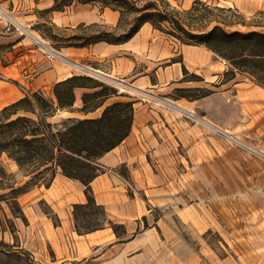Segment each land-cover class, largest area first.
Returning <instances> with one entry per match:
<instances>
[{
    "label": "crops",
    "instance_id": "obj_1",
    "mask_svg": "<svg viewBox=\"0 0 264 264\" xmlns=\"http://www.w3.org/2000/svg\"><path fill=\"white\" fill-rule=\"evenodd\" d=\"M169 1L189 8L195 0ZM201 1L246 17L264 14V0ZM0 4L47 43L41 23L66 30L93 22L115 26L119 19L118 11L96 3L74 1L63 10L53 9L54 0ZM57 49L62 58H50L32 36L7 34L0 24V109L28 92L52 97L57 81L81 74L73 62L123 88L124 99L134 100L131 129L98 159L103 171L91 189L110 219L124 223L129 235L137 233L123 242L109 226L78 234L72 206L86 201L85 185L57 167L48 187L40 182L18 198L27 219L14 218L21 245L37 258L58 262L94 252L97 264H200L191 238L211 253L212 264H264V159L216 130L225 128L264 152V83L243 71L223 80L230 67L225 59L150 22L123 43ZM183 67L202 80H182ZM176 88L212 92L190 100L175 95ZM83 91L76 90L75 108L82 105ZM41 200L58 216V225L43 212ZM211 233L230 249L228 255L220 258Z\"/></svg>",
    "mask_w": 264,
    "mask_h": 264
},
{
    "label": "trees",
    "instance_id": "obj_2",
    "mask_svg": "<svg viewBox=\"0 0 264 264\" xmlns=\"http://www.w3.org/2000/svg\"><path fill=\"white\" fill-rule=\"evenodd\" d=\"M74 1L96 3L101 8L116 10L119 19L113 27L100 22L81 23L72 29V34L62 36L64 43L59 46H88L100 41L123 43L145 22H150L154 28L178 38L182 43L205 45L225 59L230 67L223 80L233 78L236 71H243L264 83V31L226 29L224 26L230 24L229 14H238L231 7L212 6L201 0H195L185 10H180L169 0L144 3L141 0H54L53 9L63 10ZM240 16L244 17L243 14ZM79 30L83 33H78ZM58 35L55 33L53 37ZM183 74L182 80H202L186 67H183ZM78 88L84 89L82 105L75 108ZM174 92L178 97L194 100L212 91L208 88H176ZM52 94V97H47L42 91L28 92L0 109V159L5 154L15 161L19 172L28 177V185L12 187L13 202L8 198L5 201L13 214L24 220L16 197L40 182L48 187L59 167L63 175L85 185L86 201L72 206L78 234L109 226L119 241L133 238L136 233L129 235L126 225L110 219L105 207L96 201L91 181L103 171L98 159L129 134L134 100L124 99L126 94L117 87L88 74H73L57 81ZM11 175L0 160V183ZM3 196L0 195V199ZM44 212L55 225L60 223L49 206ZM143 221L146 227V217ZM0 246L11 249L3 252L0 248V254L19 253V258L23 254L30 255L18 244L11 245L1 240Z\"/></svg>",
    "mask_w": 264,
    "mask_h": 264
},
{
    "label": "rangeland",
    "instance_id": "obj_3",
    "mask_svg": "<svg viewBox=\"0 0 264 264\" xmlns=\"http://www.w3.org/2000/svg\"><path fill=\"white\" fill-rule=\"evenodd\" d=\"M141 1L144 3V2H147L150 0H141ZM177 7L180 10H185V9L190 8V7L189 8H183V7H179V6H177ZM215 13H217L218 15H221V13H219V12H215ZM239 14L241 15V13H239V12L236 15L229 14L230 16L228 18V21L230 22V24H228L224 27L228 30H240V31H244V32L250 31L253 29L264 31V14L263 13L256 15L254 17H246V16L242 17ZM103 24H105V23H103ZM40 25H42L41 27H42L43 31L47 33L46 35L48 37L47 38L48 43L51 44L55 48H58L59 44L61 45L64 43L63 41H61L62 36L70 35L73 32V30H72L73 28L65 30V29L53 26V25L46 23V22L41 23ZM105 25L111 26V27L114 26V25H108V24H105ZM77 32L81 34V33H83V30H79ZM55 33H57L59 35L56 37H53V34H55ZM74 68L77 69L76 67H74ZM89 70H91L92 72L89 71V72H87V74L92 75L94 77H97V78H99V79H101L107 83L109 82L107 79L103 78V76H101L98 71L94 70L93 68H91ZM77 71H79L81 74H85V73H82L81 70H79V69H77ZM108 84L112 85V83H108ZM115 87H117V86L115 85ZM46 96L49 97L48 95H46ZM76 115L80 116V114H78V113H76ZM0 160H1V163L7 169V171L9 173H12L11 176H8L6 179H4L0 183V195H4L3 198L0 199V241L3 240L4 242L9 243L11 245L12 244H18L22 248H24L21 245L19 233L17 232V227H16V224L14 221V218L19 217V216H15L12 213L9 205L5 201V198H8V200L13 202V198H12L13 193H11L12 187L17 188V187H20L22 185H26L27 184L26 181L28 180V178L25 179L23 177V175L18 171L14 172V170L12 168L11 160H9L5 154H3L1 156ZM41 181H42V179H41ZM30 183L32 184V182H30ZM27 191H29V190H27ZM19 196L16 197L18 202H19V200H18ZM46 204L47 203L45 201H42V200L39 201V205H40L41 209L43 210V212L46 209L48 210L49 205L47 204L48 205L47 206ZM20 207H21V205H20ZM21 209H22V207H21ZM19 219L22 220L21 217H19ZM23 221L25 223H27L26 218ZM183 232L186 233V230ZM209 239H211L215 243L214 248L217 251V253H219L220 258H223L226 255H228V253H230V249L227 248V246L222 245L221 242H219V239H218V236L216 235V233H211L209 235ZM189 240L193 242L196 253L199 256H201V258H202L201 263L202 264H212L210 259H209L211 253L209 251L205 252V249L198 244L199 239H191L190 238ZM0 248L3 250V252L4 251L5 252L11 251L10 248H6L4 246H2V247L0 246ZM27 251L29 252L30 255L26 256L23 254V255H21L20 258L18 257L19 253H9L8 255H5L2 253V254H0V264H97L98 263V259L97 258L95 259L94 252H91L90 254H87L83 257L80 256L76 259H73V260H70L67 262H58V261H54L52 259L51 260H43V259L37 258L36 255L33 254L31 251H29V250H27ZM199 251H201V253ZM155 264H164V263H155ZM221 264H225V263L221 262Z\"/></svg>",
    "mask_w": 264,
    "mask_h": 264
},
{
    "label": "built area",
    "instance_id": "obj_4",
    "mask_svg": "<svg viewBox=\"0 0 264 264\" xmlns=\"http://www.w3.org/2000/svg\"><path fill=\"white\" fill-rule=\"evenodd\" d=\"M0 24L2 26L3 31L7 34L19 33L20 35L23 36H27V35L32 36L34 40L40 45L41 49L50 58L53 59L62 58V54L59 52L57 48L53 47L51 44L47 43L44 39H41L40 37H34L33 28L18 21L13 16L11 11L6 9L1 4H0ZM78 65L79 67H77ZM73 66L81 70L82 73L87 74V72H89V69L85 65H82L80 63L73 62ZM90 72L92 71L90 70ZM118 89L120 92H123V88H118ZM216 130L222 136H224L230 144L240 146L243 149L249 151L250 153L255 154L264 159V152L254 147L244 138L222 127H216Z\"/></svg>",
    "mask_w": 264,
    "mask_h": 264
},
{
    "label": "bare ground",
    "instance_id": "obj_5",
    "mask_svg": "<svg viewBox=\"0 0 264 264\" xmlns=\"http://www.w3.org/2000/svg\"><path fill=\"white\" fill-rule=\"evenodd\" d=\"M77 67H79V65Z\"/></svg>",
    "mask_w": 264,
    "mask_h": 264
}]
</instances>
